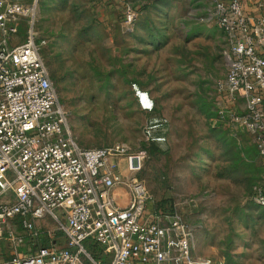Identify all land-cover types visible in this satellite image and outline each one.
Segmentation results:
<instances>
[{
    "label": "rangeland",
    "instance_id": "obj_1",
    "mask_svg": "<svg viewBox=\"0 0 264 264\" xmlns=\"http://www.w3.org/2000/svg\"><path fill=\"white\" fill-rule=\"evenodd\" d=\"M112 3L133 11L128 26L123 13L105 19L99 0H39L42 57L72 136L82 148L123 147L124 176L125 157L144 156L135 179L192 228L198 259L264 264V206L254 199L263 159L250 134L215 122L229 46L210 17L212 0ZM18 31L22 41V22ZM135 89L148 93L154 113L140 109ZM152 119L167 121L158 130L165 145L147 140ZM0 257L7 258L4 243Z\"/></svg>",
    "mask_w": 264,
    "mask_h": 264
},
{
    "label": "built area",
    "instance_id": "obj_2",
    "mask_svg": "<svg viewBox=\"0 0 264 264\" xmlns=\"http://www.w3.org/2000/svg\"><path fill=\"white\" fill-rule=\"evenodd\" d=\"M248 1L212 0L210 17L229 46L215 122L250 134L264 164V3L251 0L258 14L250 15ZM38 7L39 0H0V243L7 255L0 264H211L194 255L186 221L159 208L135 179L144 156L128 154L124 176L123 147L78 145L42 57ZM122 13L128 26L135 15ZM133 92L143 112H155L147 92ZM166 122L152 119L149 142L167 143L166 131L158 132ZM120 187L126 207L112 195ZM254 199L264 206V183Z\"/></svg>",
    "mask_w": 264,
    "mask_h": 264
},
{
    "label": "crops",
    "instance_id": "obj_3",
    "mask_svg": "<svg viewBox=\"0 0 264 264\" xmlns=\"http://www.w3.org/2000/svg\"><path fill=\"white\" fill-rule=\"evenodd\" d=\"M112 1H114V0H99L100 6H102L104 9L103 14L106 17L105 19H108V17H110V19H114L116 17V15L122 13L120 6H116V5L114 6V3H112ZM261 2L264 3V0H261ZM244 10L250 15H252V14L255 15L256 13L258 14V12L255 10L254 2L251 0L244 4ZM113 11H114V13L112 14ZM259 14L264 16V9L262 11H260ZM242 108H243V104L241 101L239 103L240 111L242 110ZM258 155H259V153H258ZM127 193L128 192L124 187L123 188H117L113 191V193H112L113 198H114L115 202L120 207H126L127 206L128 198H129V195Z\"/></svg>",
    "mask_w": 264,
    "mask_h": 264
},
{
    "label": "trees",
    "instance_id": "obj_4",
    "mask_svg": "<svg viewBox=\"0 0 264 264\" xmlns=\"http://www.w3.org/2000/svg\"><path fill=\"white\" fill-rule=\"evenodd\" d=\"M42 244L44 245V244H45V242H43ZM93 252H94V250H93Z\"/></svg>",
    "mask_w": 264,
    "mask_h": 264
}]
</instances>
